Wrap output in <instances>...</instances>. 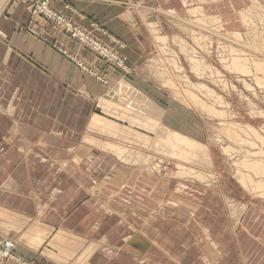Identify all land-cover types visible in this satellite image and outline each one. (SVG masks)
I'll return each instance as SVG.
<instances>
[{
  "label": "crops",
  "instance_id": "1",
  "mask_svg": "<svg viewBox=\"0 0 264 264\" xmlns=\"http://www.w3.org/2000/svg\"><path fill=\"white\" fill-rule=\"evenodd\" d=\"M176 1L51 6L84 27L95 23L134 66L151 43L146 20L166 30L156 10L181 14L187 6ZM239 3L227 0L214 12L234 14ZM119 77L133 85L119 86ZM130 78L37 16L27 0H0V236L16 241L27 264H264L262 201L228 218L223 203L232 185L223 176L215 188L183 182L200 198L176 193L182 181L171 155L193 145H177L184 139L169 134L176 124L163 118L164 105L144 80ZM108 142L147 154L162 169L124 162L104 148Z\"/></svg>",
  "mask_w": 264,
  "mask_h": 264
},
{
  "label": "rangeland",
  "instance_id": "2",
  "mask_svg": "<svg viewBox=\"0 0 264 264\" xmlns=\"http://www.w3.org/2000/svg\"><path fill=\"white\" fill-rule=\"evenodd\" d=\"M193 1L196 2V4ZM209 1L211 2L205 3V14L207 15V17H217L218 15L222 16V21L225 23V27L221 26L219 29H214L210 27L208 29H205V27H200V26L196 27L195 21L193 22V20H195V17L191 16L188 13V11L190 8L198 6V4H200V0H177L175 5L182 3V5L184 4L187 6L184 12L181 14L180 12H177L175 9H166L164 7H159L156 10L158 12L156 13V16H158V14L161 13L159 14V17L161 18L162 23L166 24V30L164 31L161 30L159 24H157L158 21L153 20L152 19L153 17H150L149 20H146L145 22L146 37H148L151 40V43L145 49V53L141 57L140 62H135L136 64L134 63L135 64L134 66H132L131 64L129 65L130 62L127 61L128 59L127 57H126L127 59L124 58L123 56L124 54H122L121 52L123 48L122 44H120V42L117 43L118 41L116 39H112V37H109L108 41L104 39L105 37H103V35H105L106 32H102L96 26L95 23H91L90 28L84 27L81 23L79 24V22L74 21L64 13L54 10L53 7L51 6V0H50V7L55 12L64 15L65 21L67 22V25L65 27L62 24H58L56 20H53L52 18H49L44 14H39L38 12H36V10H35V14L39 17L45 18L49 22V24L58 27L63 32H65L66 35L76 39L84 48H87L88 50L93 52L98 58L103 60L106 64L111 65L114 69L120 71L122 76H130L131 77L130 80L131 81L136 80L135 81L136 83L139 81V79L140 81L142 80L140 83H143L144 80L147 83V88H148V90L146 89L147 91L146 93L148 95H151L153 98L157 99L164 105L162 112L163 118L167 120H171V123L176 124V126L166 127L168 128L167 130L169 134H175L174 136L177 139L180 138L184 139L182 141H178L177 145L187 144V143L193 145V146L189 145L188 147L185 148L183 145H181V148H183V150L180 152V150L178 149L179 154L178 153L173 154L171 155V157L175 160L179 159V162L181 161L182 163L196 167L197 171L201 170L203 172L205 170L204 173H207L208 175L207 177L208 183L205 184V186L210 185L209 186L210 188L219 187L220 184L218 183L221 180V176H223L224 179L223 182L226 183L229 182L232 185L231 189L229 191H226V194L224 196L223 204L226 210V214L228 218H241L243 217L242 215L245 214L249 202H255L254 200H257V203L258 202L261 203L260 201H262V204H264L263 193H260L258 191L257 193H254L253 190L254 188H256L254 187V185H256V181L260 178L262 179V177L256 178L254 176L252 180L257 179L254 182L249 177H246L248 178L247 184L250 185V187L246 188V186L242 184V182L239 179L241 178V176L239 177L236 167V163L238 161H244L248 158L247 155L251 154V158H253L252 155H256V151L258 153H260V151H264V73L262 72L257 73L255 68L253 67L256 62L260 61L264 63V56H263L264 0H259L263 4L261 6L260 5L255 6L253 0H240V3L239 5H237L234 14H228V13L219 14L214 12L213 6L219 5L224 9L223 3H225L227 0H215V1L209 0ZM190 3L193 4L191 5ZM232 7L235 8V5L233 4ZM242 13L245 15L244 19L242 18L243 16ZM129 20L131 21L130 18ZM76 28L82 30L84 33L86 32L90 34L91 37L94 36L99 41V43L100 42L102 43V44L100 43L101 44L100 45L99 43H97V41H95L100 47H98V49L97 48L93 49L94 47L91 46L90 44L84 43L83 41L79 40L77 37H74L72 32ZM96 30L98 31L97 33L95 32ZM235 30L241 31V33H243L242 39H236L229 33ZM154 31H158L160 36L167 37L169 43L168 44L164 43V45L163 43H160V41L155 38ZM205 31L210 33L209 40L205 34ZM175 37H178L179 42H176L177 40H174ZM199 37L200 40H198ZM202 40L204 41V44ZM111 41L117 43L118 45L116 46L114 44H111ZM161 44L163 45V47ZM181 44L185 50L183 49ZM236 44L238 45V47L236 46ZM54 46L55 48H59L60 51L62 50L57 45ZM202 46L205 49L202 48ZM232 48L236 49V51H233ZM61 52H63L68 57L72 56V54H70L66 50H62ZM104 53L111 55V57L113 58L111 57L110 58L113 60L107 58ZM249 53H251L252 55ZM187 54H192L190 56H193L194 58L197 59L201 58L200 60H203L202 64L206 63L204 70H202L204 71V73L201 74H196V72L194 73L191 67L192 65L191 58ZM246 54L250 56H245ZM174 56L178 59L179 67H182L183 69L182 68L176 69V62H175L176 59H174ZM239 57L243 59L246 58L247 62L250 63L248 64L246 62V64L248 66H252V70L254 71L249 72L250 74L248 73L243 74L240 72H236L235 70H232L230 68H227V65L230 64L232 61H234V58H239ZM76 61L79 65L83 64L80 63L79 60ZM251 63H253V65H251ZM83 67L87 68L84 65ZM160 70H162V72L165 71L166 75H171V77L174 79L177 78L176 79L177 84H173L171 86V84H167V82H163L162 78L159 76ZM157 73L158 75H156ZM91 74H93V72H91ZM185 76H187V78ZM257 76L261 77V79L263 80L259 81ZM97 77L103 83L107 82V79L104 76L102 75L100 76L97 74ZM123 78L124 77H119V83H118L119 86L129 87L133 85L131 82L129 84L126 78H124V80ZM187 80L197 85H199V83L202 82L206 84L208 88L213 89L216 93H218L221 97H223L224 100L228 102V105H225L227 108L229 107V111L227 110L228 111L227 117L223 119L222 117L212 116V114L210 115V112H208V110L202 108V106H200L199 103L196 102L199 101L201 98L209 106L212 107L217 106V108L221 109L222 105L220 106L218 102L208 100L203 95V93L200 92L199 89L194 88V86L193 87L190 86V88L193 89V92H195V95L197 94L199 99L198 100L195 99L191 101V98H189L190 96H188V94H186L184 91L186 88H189L188 83L186 82ZM191 102L194 104H192ZM197 105L198 107L200 106L201 108L196 107L195 109L194 106ZM224 121H226V123H230L231 125L234 124L238 127L241 126L246 127L247 125H252L257 129H259L261 131L260 132L261 134L259 136L258 134H256L257 132L256 133L250 132L246 128H239L240 129V131L238 130L240 132L239 137L240 138L243 137L245 143L244 141H241L238 146L236 142L233 141L232 143V140H234L233 137L232 140L231 137L227 138L229 137V135L228 132L223 128L227 126L224 125V123L222 124V122ZM216 134L218 136H216ZM157 136L159 137L160 134H158ZM225 138H227L226 140H228L227 141L228 143H230L231 145H235L239 149L231 153L230 152L226 153L224 150L222 152L221 146L223 145L221 143V139L225 140ZM248 140L250 141L252 140V141L250 142ZM249 142L252 143V145ZM223 143H225V141ZM167 145H165V147L167 150H169L171 146L168 147ZM206 147L209 149V153H210L208 158H207L208 151ZM202 148L205 149L201 151ZM186 150L187 151L190 150V152L188 155L183 156V153H185ZM131 152H135V150H133L132 148ZM165 152L168 153L167 151ZM181 153L182 155H180ZM241 156L243 157L241 158ZM175 166L177 172L180 166L178 165L177 162H175ZM226 169H228L229 172H226L227 174H224ZM191 180L194 181V178H192ZM197 181L198 180L196 179L194 183H196ZM198 183L202 184L199 181ZM184 185L187 184H183L180 186L181 191L187 190L189 194L186 195H188L189 197L200 198V195H198L195 192V190L191 188H187V186L184 187ZM234 188H236L237 191L234 192ZM261 189L264 191V186L261 187ZM240 207L241 209H238ZM160 209H162V207ZM233 209H235L236 211L235 215H233L232 213L234 211ZM262 210L256 211L257 218L264 217V214H262L264 211Z\"/></svg>",
  "mask_w": 264,
  "mask_h": 264
},
{
  "label": "bare ground",
  "instance_id": "3",
  "mask_svg": "<svg viewBox=\"0 0 264 264\" xmlns=\"http://www.w3.org/2000/svg\"><path fill=\"white\" fill-rule=\"evenodd\" d=\"M212 1H215V0H212ZM254 1V4L255 6L257 5H263L259 0H253ZM210 3L211 1L209 0H200V4H198V6H195V7H192L189 9L188 13L191 15V16H194L195 17V20H193V22L195 21V25L196 27L197 26H200V27H205V29H208L209 27L210 28H214V29H219L221 26L225 27V23L222 21V16H217V17H207V15L205 14V3ZM213 4V3H212ZM262 8V7H261ZM264 8V7H263ZM245 12V11H244ZM252 13V12H251ZM254 13V12H253ZM242 18L244 19L245 18V15L242 13ZM174 17V16H173ZM248 21V20H247ZM194 26V25H193ZM245 26V24H244ZM195 28V27H194ZM193 29V28H192ZM196 29V28H195ZM203 29V28H202ZM190 30V29H189ZM201 31V30H200ZM209 31V30H208ZM220 31H223V30H220ZM190 32V31H189ZM202 33V32H201ZM222 33V32H221ZM234 38L236 39H242V36H243V33H241V31H238V30H235V31H231L229 32ZM154 34H155V38L158 39L160 41V43H169L168 42V39L167 37H163V36H160L158 31H154ZM198 34V33H197ZM205 34L209 40V32L205 31ZM165 36V35H164ZM179 37V35H178ZM178 37H175L174 40H177L176 42H179L178 40ZM205 38V37H204ZM214 38V37H213ZM212 38V39H213ZM217 38V37H216ZM203 39V37H202ZM211 39V38H210ZM198 40H200V37L198 38ZM229 40V39H228ZM244 40V39H243ZM203 41V40H202ZM207 41V40H206ZM214 41V40H213ZM200 42V41H199ZM249 42V41H248ZM201 43V42H200ZM232 43V42H231ZM185 44V43H184ZM203 44H204V41H203ZM224 44V43H223ZM249 44V43H248ZM253 44V43H252ZM162 45V44H161ZM162 45V47H163ZM228 45V43H227ZM182 46V44H181ZM236 46L238 47V45L236 44ZM183 47V46H182ZM242 47V46H241ZM202 48H204L202 46ZM240 48V47H239ZM184 49V47H183ZM205 49V48H204ZM162 50V49H161ZM165 50V49H164ZM185 50V49H184ZM188 50V49H187ZM203 50V49H202ZM233 51H236V49L232 48ZM244 50V49H243ZM251 50V49H250ZM262 50V49H261ZM242 51V50H241ZM256 51V50H255ZM254 51V52H255ZM188 52V51H187ZM191 52H194V51H191ZM205 52V51H204ZM210 53V52H209ZM185 54V53H184ZM207 54V53H206ZM241 54V53H240ZM251 54V53H249ZM257 54V53H256ZM261 54V53H260ZM188 56L192 55V54H187ZM199 55V54H198ZM235 55V54H234ZM233 55V56H234ZM237 55V54H236ZM252 55V54H251ZM202 56V55H201ZM245 56H250V55H245ZM264 56V54H263ZM207 57V55H206ZM238 57V56H237ZM252 57V56H251ZM160 58V57H159ZM191 58V62H192V70L194 71V73L196 72V74H201V73H204V67H205V64H202L203 60H200V59H197V58H194L193 56H190ZM248 58V57H247ZM174 59H176V69H181L182 67H179V62H178V59L174 56ZM205 60V59H204ZM207 60V59H206ZM209 60V59H208ZM263 61V59H262ZM154 62V61H153ZM247 62V59H243V58H234V61H232L230 64L227 65V68H230L232 70H235L236 72H240V73H243V74H250L249 72H252L254 70H252V66H248L246 64ZM165 63V62H164ZM190 63V62H189ZM248 63V62H247ZM163 64V63H162ZM161 64V65H162ZM167 64V63H166ZM250 64V63H248ZM165 65V64H164ZM225 65V64H223ZM251 65H253V63H251ZM157 66V65H156ZM256 70L257 73H264V63L263 62H256L255 65L253 66ZM165 68V67H164ZM168 68V67H167ZM166 69V68H165ZM183 69V68H182ZM210 70V69H209ZM215 70V69H214ZM155 75V74H154ZM153 75V76H154ZM158 75V73L156 74ZM206 75V74H205ZM159 76L162 78V81L163 82H167V84H171V86L173 84H177L176 82V79L172 78L171 75H166V72L162 70H160L159 72ZM216 76V75H215ZM187 78V76H185ZM219 77V76H218ZM257 78L259 79V81L263 80L261 79V77L257 76ZM158 79V78H157ZM160 79V78H159ZM202 79V78H201ZM206 79V78H205ZM209 79V78H208ZM216 80V79H214ZM220 81V80H219ZM188 83V87L189 88H186L184 91L186 94H188V96H190L189 98H191V101L192 100H198L199 97L197 96V94L195 95V92H193V89L190 88L194 86V88L196 89H199L200 92L203 93V95L208 99V100H212V101H215V102H218V104L221 106V109L217 108L216 107H212V106H209L207 105L204 100L201 98L199 101H196L199 103L200 106H202V108L208 110V112H210V115L212 114V116H218V117H222L223 119H225L228 115V111H229V107L227 108L225 105H228V102L224 100L223 97H221L218 93H216L213 89L211 88H208L206 86V84L200 82L199 85L197 84H193V82H189V80L186 81ZM218 82V81H217ZM166 85V84H164ZM169 89V88H168ZM178 89V88H177ZM180 89V88H179ZM170 90V89H169ZM174 90V88H173ZM176 90V89H175ZM177 91V90H176ZM183 91V90H182ZM174 93V92H173ZM181 95V94H180ZM179 95V96H180ZM183 97V96H181ZM185 97V96H184ZM176 98V97H175ZM186 98V97H185ZM179 99V98H178ZM185 101V100H184ZM195 102V101H194ZM192 103V102H191ZM186 104V102H185ZM194 104V103H192ZM190 105V104H189ZM196 105V104H195ZM224 105V106H223ZM198 107L197 106H194L195 109L196 107L198 108H201V107ZM231 108V107H230ZM11 110V109H10ZM193 110V109H192ZM203 110V109H202ZM201 110V111H202ZM228 110V111H227ZM199 111V110H198ZM207 112V113H208ZM214 118V117H213ZM222 119V121H223ZM232 119V118H231ZM218 120V119H217ZM208 123V122H207ZM214 123V122H213ZM224 123V125H227L224 128V130H226L228 132V135L229 137L227 138H230L231 137V140H232V137L234 138V140H232V143L233 141L237 143V145L239 146V143L241 141H244L245 143V140L242 138L239 137L240 135V129L239 128H246L247 130H249L250 132H257L256 134H258L260 136V130L257 129L256 127L252 126V125H245L246 127H238L234 124H230V123H226V121L222 122V124ZM209 124V123H208ZM211 125V124H210ZM213 125V124H212ZM216 125V124H215ZM209 126V125H208ZM222 126V125H221ZM244 126V125H243ZM214 129V128H213ZM216 130V129H215ZM239 130V131H238ZM243 130V129H242ZM225 131V132H226ZM212 132V131H211ZM243 132V131H242ZM220 133V132H219ZM244 133V132H243ZM227 134V133H225ZM213 135V134H211ZM247 135V133H246ZM216 136H218L216 134ZM215 136V137H216ZM249 136V135H248ZM212 137V136H211ZM220 138V137H219ZM227 138H225V143H223L224 141L221 139V143L223 146L222 147V152L223 150L228 153V152H233L235 150H238L239 148L236 147L235 145H231L230 143H228L226 140ZM247 138V137H246ZM257 138V137H256ZM218 139V138H217ZM243 139V140H242ZM250 141V140H248ZM246 141V142H248ZM252 141V140H251ZM250 141V142H251ZM215 142V141H214ZM249 142V143H250ZM255 142V141H254ZM235 143V144H236ZM243 143V142H242ZM258 143V142H257ZM252 145V143H250ZM246 145V144H245ZM248 146V145H247ZM105 149L111 151L112 153L116 154L118 157H120L124 162L126 161L127 163H136L137 165L140 164V165H143L144 167H149V169H153V170H160L162 169V163L161 162H158L156 164H154V167H152L149 163V160L152 158L151 156L147 155V154H142V153H139V152H131L132 148L126 146V145H123L121 143H111V142H108L105 146ZM241 147V146H240ZM252 147V146H251ZM253 148V147H252ZM134 150V149H133ZM248 150V149H247ZM261 150V148H260ZM238 152V151H237ZM253 152V151H252ZM236 154V153H235ZM231 156V155H230ZM238 156H239V153H238ZM244 156V155H243ZM241 156V158L243 157ZM248 158L244 161H238L236 163V167H237V173L239 175V177L241 176L240 181L242 182V184H244L247 187H250V185L247 184V180L248 178L246 177H249L251 180L252 178H254V176L256 178L258 177H262V179H253L252 181H256V185H254V193H257L260 192V193H263L264 195V191L261 189V187L264 186V151H260V153H258L256 151V155H252L253 158H251V154L247 155ZM245 156V157H247ZM150 157V158H149ZM234 157V156H233ZM238 160V159H237ZM169 161V160H168ZM178 165L180 166L179 170L176 172V178L181 180L182 182L179 181V184L176 188V193L178 194H189L186 191H181V188L180 186L183 185L184 181H189V182H193L197 179L199 182H201L202 184H207L208 183V175L207 173H204V171L202 172L201 170L200 171H197L196 170V167L192 166V165H188V164H184L182 162H177ZM199 169V168H198ZM158 172V171H157ZM217 176V175H216ZM194 178V181H192L191 179ZM218 178V177H217ZM238 179V178H237ZM197 181V182H198ZM239 181V182H240ZM217 182V181H216ZM252 184V183H250ZM187 186V188H191V187H188V185H184V187ZM210 186V185H209ZM253 187V186H252ZM245 188V187H244ZM192 189V188H191ZM190 189V190H191ZM189 190V189H188ZM206 192V191H205ZM251 192V191H250ZM102 193V192H101ZM252 193V192H251ZM252 195V194H251ZM198 198V197H197ZM182 199V198H181ZM185 204H188L189 206L191 205L192 207H197L196 204H193V202H190V200H185L183 201ZM180 203V202H179ZM198 205V204H197ZM241 206V204H240ZM236 207V206H235ZM239 207V206H238ZM245 208V207H244ZM243 208V209H244ZM238 209H241L238 208ZM236 209V210H238ZM234 211L232 212L233 215L236 214V211L235 209H233ZM244 211V210H243ZM231 213V214H232ZM238 213V211H237ZM243 213V212H242ZM239 215V214H238Z\"/></svg>",
  "mask_w": 264,
  "mask_h": 264
},
{
  "label": "built area",
  "instance_id": "4",
  "mask_svg": "<svg viewBox=\"0 0 264 264\" xmlns=\"http://www.w3.org/2000/svg\"><path fill=\"white\" fill-rule=\"evenodd\" d=\"M27 1L32 5L34 10H36V12H38L39 14H44V15L48 16L49 18L56 20L58 22V24H62L64 27L67 25V22L65 21L64 15L55 12L50 7V0H27ZM72 33H73L74 37H77L79 40L83 41L84 43H87V44H90L91 46H93L94 47L93 49H96V48L98 49V47H100L97 44V43H99V41L94 36H93L94 37L93 38L90 36V34H88L86 32L84 33L82 30H80L78 28L73 30ZM95 41H97V43ZM105 56L107 58H109L110 60H113V59H111V58H113V57H111V55L105 54ZM16 245H17L16 241L13 238L8 237V236H3V237L0 236V261L7 262L9 260H15L17 262H20L21 264H27L25 261H23V259H21L19 256H17Z\"/></svg>",
  "mask_w": 264,
  "mask_h": 264
}]
</instances>
